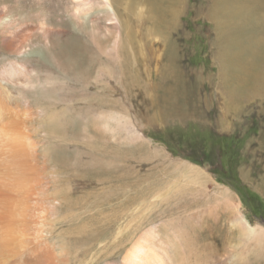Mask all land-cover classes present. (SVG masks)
<instances>
[{
	"label": "rangeland",
	"instance_id": "obj_1",
	"mask_svg": "<svg viewBox=\"0 0 264 264\" xmlns=\"http://www.w3.org/2000/svg\"><path fill=\"white\" fill-rule=\"evenodd\" d=\"M65 1L0 0V10L3 6L2 11L13 13L18 22L25 17L44 19L69 30L45 46L37 38L31 40L29 48H39L46 63L29 54L26 95L37 103L47 93V104L61 106L68 144L64 156L76 163V173L100 176L92 198L101 197L97 189L107 186L110 202L120 186L131 196L145 186L194 187L186 176L189 167L196 168L203 175L202 190L192 195L182 191L186 195L167 200L163 219L151 222L167 230H161L160 237L176 245L181 264H264V102L254 96L245 99V87L235 88L234 81L220 76L212 59L214 30L201 17L210 0L183 2L170 32L169 53L166 41L145 32L148 21L142 1L118 2L120 17L137 39L131 49L126 42L112 45L115 22L99 2L75 18L72 6L64 10L72 5ZM67 45L75 52L68 53ZM122 50L130 53L128 62L117 56ZM10 57L0 49V63ZM236 110H241L238 119L228 116ZM222 119L226 122L220 125ZM223 190L227 196L220 194ZM76 196L83 201L91 198L78 191ZM240 217L256 232L246 233ZM201 220L210 226L205 232L209 238L214 232L211 245L193 240Z\"/></svg>",
	"mask_w": 264,
	"mask_h": 264
},
{
	"label": "bare ground",
	"instance_id": "obj_2",
	"mask_svg": "<svg viewBox=\"0 0 264 264\" xmlns=\"http://www.w3.org/2000/svg\"><path fill=\"white\" fill-rule=\"evenodd\" d=\"M66 1L72 5L64 10L72 6L75 18H81V10H90L93 2H99L115 22L117 33L112 45L120 46L126 42L127 49L135 46L137 39L119 14L118 2L121 0ZM126 1L128 4L132 1L144 3L148 21L145 32L156 35L159 41H166L169 53L173 48L169 45L170 34L177 25L176 17L182 13L185 0ZM209 4L206 15L201 17L209 21L214 30L212 59L220 76L234 81L235 88L245 87V99L254 96L264 102V0H210ZM2 8L0 49L11 57L0 63V264H181L183 257L176 255V245L172 247L170 241L160 237L161 230H167L151 222L156 218L163 219L162 215L166 213L163 208L168 199L179 193L186 195L182 191L192 195L198 192L196 190H202L199 187L202 186V172L189 167L186 177L194 187L145 186L131 196L120 186L119 193L116 190L119 195L115 193L113 198L115 195L117 198L110 202L107 186L97 189L102 193L101 197L92 198L95 195L93 185L100 176L91 171L76 173V163L64 156V147L68 144L64 142L67 140L61 106L54 102L47 104L49 98L47 93L43 95L44 92L42 101L37 103L26 95L31 80L27 66L29 54L34 53L31 56L34 61L41 58L46 63L39 48H29L31 40L37 38L38 43L45 46L51 44L52 37H62L69 30L51 25L44 19L35 22L25 17L18 22L13 13H5ZM68 46L65 50L74 53ZM129 54L122 50L117 56L128 62ZM169 56L171 63V54ZM43 89L47 90V84ZM231 92L235 93L234 90ZM168 104H173L171 99ZM241 110L229 112L228 116L238 119ZM222 121L226 122L222 119L220 125ZM103 180H107L105 176ZM89 187L92 189L85 196L91 198L90 201L86 198L85 204L81 196L78 197L80 194L76 196V191L84 196ZM224 192L226 190L220 194ZM152 196L157 199H150ZM158 197L159 201H154ZM239 223L246 228V233L257 230L246 224L242 217ZM208 227L207 221L199 223L196 231L199 234L194 235V242L214 243V232H210V238L205 233ZM189 241H185V245L189 246ZM181 242L178 239L177 243ZM71 247H74L72 252Z\"/></svg>",
	"mask_w": 264,
	"mask_h": 264
},
{
	"label": "flooded vegetation",
	"instance_id": "obj_3",
	"mask_svg": "<svg viewBox=\"0 0 264 264\" xmlns=\"http://www.w3.org/2000/svg\"><path fill=\"white\" fill-rule=\"evenodd\" d=\"M229 180H231V179H229Z\"/></svg>",
	"mask_w": 264,
	"mask_h": 264
}]
</instances>
